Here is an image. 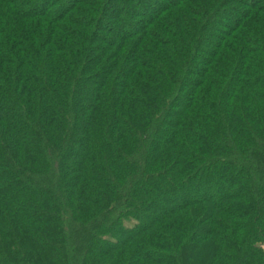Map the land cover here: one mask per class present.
Segmentation results:
<instances>
[{
  "label": "trees",
  "instance_id": "trees-1",
  "mask_svg": "<svg viewBox=\"0 0 264 264\" xmlns=\"http://www.w3.org/2000/svg\"><path fill=\"white\" fill-rule=\"evenodd\" d=\"M264 0H0V264H264Z\"/></svg>",
  "mask_w": 264,
  "mask_h": 264
},
{
  "label": "rangeland",
  "instance_id": "rangeland-1",
  "mask_svg": "<svg viewBox=\"0 0 264 264\" xmlns=\"http://www.w3.org/2000/svg\"><path fill=\"white\" fill-rule=\"evenodd\" d=\"M262 249H264V247H262Z\"/></svg>",
  "mask_w": 264,
  "mask_h": 264
}]
</instances>
